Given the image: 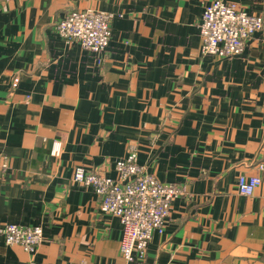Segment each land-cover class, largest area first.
Instances as JSON below:
<instances>
[{
	"label": "crops",
	"instance_id": "obj_1",
	"mask_svg": "<svg viewBox=\"0 0 264 264\" xmlns=\"http://www.w3.org/2000/svg\"><path fill=\"white\" fill-rule=\"evenodd\" d=\"M211 1L0 0V226L43 228L32 253L0 233V264H264V27L230 59L203 55ZM225 1L264 15V0ZM86 9L115 14L101 64L56 31ZM132 147L184 194L144 259L126 261L119 219L72 173L114 177ZM240 174L261 179L252 195Z\"/></svg>",
	"mask_w": 264,
	"mask_h": 264
},
{
	"label": "built area",
	"instance_id": "obj_2",
	"mask_svg": "<svg viewBox=\"0 0 264 264\" xmlns=\"http://www.w3.org/2000/svg\"><path fill=\"white\" fill-rule=\"evenodd\" d=\"M115 14L99 10H71L56 23V31L66 43H78L96 55L98 64L111 38V21ZM264 27V15L248 13L235 2L213 0L203 10L199 23L200 51L229 59L240 54L249 38ZM18 77L13 78L16 86ZM58 141L52 154L59 153ZM7 156L0 152V169L8 165ZM264 170V162L258 164ZM114 177L100 172L74 168L72 181L91 186L100 198L99 208L116 216L122 227L119 251L126 261L143 260L147 244L154 232L161 233L169 215L172 201L184 194V189L174 183L158 180L137 163L134 149L115 161ZM258 176L240 174L236 187L241 195L250 196L260 185ZM0 233L7 244H19L24 251L33 252L43 239L41 225L27 226L4 223ZM27 264H33L29 261Z\"/></svg>",
	"mask_w": 264,
	"mask_h": 264
},
{
	"label": "rangeland",
	"instance_id": "obj_3",
	"mask_svg": "<svg viewBox=\"0 0 264 264\" xmlns=\"http://www.w3.org/2000/svg\"><path fill=\"white\" fill-rule=\"evenodd\" d=\"M232 58V57H231ZM230 59V58H229ZM13 86V85H12ZM132 149H134L135 151H136V153H137V150L135 149V148H133L132 147ZM130 150V148L127 150V152ZM126 155V154H125ZM8 160V159H7ZM9 165V164H8ZM8 165H7V167H8ZM7 167L5 168H2V169H0L1 171H4V170H6L7 169ZM99 201H100V198H99ZM100 203V202H99ZM21 225V224H20ZM27 226H29V225H27ZM34 226H37V225H34ZM42 227V226H41ZM42 230H43V228H42ZM43 240V239H42ZM16 245H19V244H16ZM20 246V245H19ZM21 247V246H20ZM22 248V247H21ZM23 249V248H22ZM36 249V248H35ZM27 253H29V252H27ZM31 253V252H30ZM30 261H33V260H30ZM33 264H35L34 263V261H33Z\"/></svg>",
	"mask_w": 264,
	"mask_h": 264
}]
</instances>
